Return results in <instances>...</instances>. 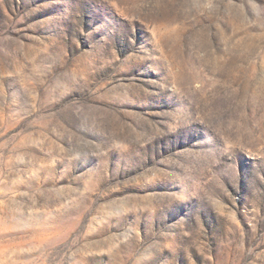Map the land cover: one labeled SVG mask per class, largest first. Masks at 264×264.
Masks as SVG:
<instances>
[{
  "label": "rangeland",
  "instance_id": "374dc122",
  "mask_svg": "<svg viewBox=\"0 0 264 264\" xmlns=\"http://www.w3.org/2000/svg\"><path fill=\"white\" fill-rule=\"evenodd\" d=\"M0 264H264V0H0Z\"/></svg>",
  "mask_w": 264,
  "mask_h": 264
}]
</instances>
